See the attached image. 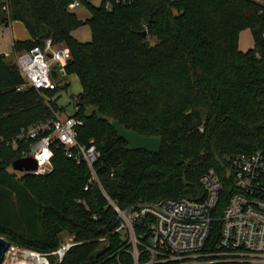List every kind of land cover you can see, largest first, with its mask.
Returning <instances> with one entry per match:
<instances>
[{"label": "trees", "instance_id": "16d2710c", "mask_svg": "<svg viewBox=\"0 0 264 264\" xmlns=\"http://www.w3.org/2000/svg\"><path fill=\"white\" fill-rule=\"evenodd\" d=\"M74 1L88 9L85 21L68 9ZM12 22L30 38L13 42L15 56L50 41L67 48L69 59L61 87L17 91L19 68L0 54V238L49 253L65 234L78 245L61 264H129L110 202L125 210L163 199L203 201L199 179L211 169L222 185L213 216L221 214L232 187L226 159L264 151V0H0V27ZM83 25L87 43L73 37ZM243 30L253 39L246 52L238 48ZM71 75L82 89L74 98L77 142L100 151L96 173L106 196L97 186L84 191L89 169L57 145L45 175L9 172L28 143H5L60 111ZM112 121L161 137L159 152L127 150ZM218 228L214 222L205 248Z\"/></svg>", "mask_w": 264, "mask_h": 264}, {"label": "built area", "instance_id": "2783aa9c", "mask_svg": "<svg viewBox=\"0 0 264 264\" xmlns=\"http://www.w3.org/2000/svg\"><path fill=\"white\" fill-rule=\"evenodd\" d=\"M105 1L99 0V3ZM79 6L80 3L74 1L68 9ZM105 7L109 9L108 2ZM68 59L69 50H56L50 41L45 43L44 49L33 48L15 56L24 79L17 91L29 87L54 90L57 87L54 81L64 75ZM50 62L59 66L56 80L51 77ZM56 103L60 111L50 120L22 128L14 139L5 143L12 148H17L21 142L28 143V148L21 150V158L36 162L34 171L17 172L12 167L11 171L45 175L51 170L54 146H61L67 158L77 164L84 163L89 169L90 178L84 191L97 186L105 195L96 173L100 151L92 143L78 144L77 130L82 122L74 117L75 106L67 112L64 105ZM2 141L0 138V143ZM226 161L232 173V187L218 217H214L213 212L221 203L222 185L212 169L199 179L205 191L203 201L163 199L125 210L110 202L119 220L114 233L124 236L123 252L129 256V264H264V151L233 155ZM214 222L219 224L217 237L211 247L205 248ZM66 239L49 253L10 244L2 264H61L69 250L78 245L72 237Z\"/></svg>", "mask_w": 264, "mask_h": 264}, {"label": "rangeland", "instance_id": "374dc122", "mask_svg": "<svg viewBox=\"0 0 264 264\" xmlns=\"http://www.w3.org/2000/svg\"><path fill=\"white\" fill-rule=\"evenodd\" d=\"M90 2L94 6H98L100 4L99 0H91ZM71 12L75 13L80 18V20H82V21H85L87 18H89V11L87 8H85L83 6L76 7L75 9H72ZM15 24H19V25H15L14 35L18 36V37H25V36L27 37L28 33H27L25 27L23 26V24H21L19 22L15 23ZM6 36H9V35L7 34ZM73 37L81 43L90 42L91 35H90V29H89L88 25H83L80 28H78L76 31H74ZM6 40L8 42H10L9 38H6ZM151 42L155 43L156 40L151 39ZM238 48L242 52H246V51L253 48V39H252V35H251L250 30H243L239 34ZM5 49H7V51L9 52V57L7 58V61L8 62H15V57L13 56V52L11 50V47L9 46V43ZM5 49L3 51H6ZM56 50H59V48H56ZM50 64H51L52 69L57 71V69H58L57 63L50 62ZM66 80L69 83V86L67 87V89L65 91H62L60 93V97H59L57 102H58V105H64L67 112H71L73 109V105L75 106L74 98L76 95H78L81 92L82 89H81V85L78 81V78L75 75L68 76L66 78ZM54 83L56 84V86L61 87L65 83L64 76L60 75L58 77V79L56 81H54ZM9 172L14 174L18 178L23 176L22 173H15V172L10 171V170H9ZM63 236H64V239L67 240L66 238H68V236H65V234H63Z\"/></svg>", "mask_w": 264, "mask_h": 264}, {"label": "water", "instance_id": "95a60500", "mask_svg": "<svg viewBox=\"0 0 264 264\" xmlns=\"http://www.w3.org/2000/svg\"><path fill=\"white\" fill-rule=\"evenodd\" d=\"M146 35V32L143 33ZM48 58L51 56L48 55ZM51 77L53 80L57 79V71L51 70ZM117 135L125 141L126 148L129 151L143 150L152 154H157L161 148V137H145L140 136L132 131L126 130L119 122H111ZM12 169L17 172L34 171L36 169V162L31 158H21L12 164ZM10 243L0 238V264L4 261V255L9 248Z\"/></svg>", "mask_w": 264, "mask_h": 264}, {"label": "crops", "instance_id": "0c3cea01", "mask_svg": "<svg viewBox=\"0 0 264 264\" xmlns=\"http://www.w3.org/2000/svg\"><path fill=\"white\" fill-rule=\"evenodd\" d=\"M17 22H12V23H8L6 25H3L0 27V54L5 55L7 58L9 57V52L7 51V49H5L9 43V46L11 47L12 50V44L14 41H27L29 40V35L26 37H18L14 35L15 32V25H19V24H15ZM9 36H6V35ZM6 38H9L10 42H8L6 40ZM6 51H3L4 49ZM13 56L15 57V55L13 54Z\"/></svg>", "mask_w": 264, "mask_h": 264}]
</instances>
